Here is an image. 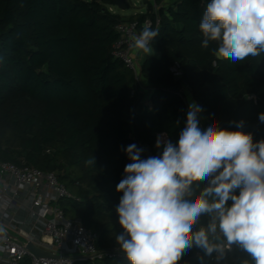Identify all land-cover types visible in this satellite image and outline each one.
<instances>
[{"label":"trees","instance_id":"trees-1","mask_svg":"<svg viewBox=\"0 0 264 264\" xmlns=\"http://www.w3.org/2000/svg\"><path fill=\"white\" fill-rule=\"evenodd\" d=\"M117 1L0 0V160L56 173L80 198L61 202L65 215L97 232L100 250L118 248L122 231L115 210L129 163L122 147L136 143L157 155L158 134L178 140L188 97L203 107V126L215 120L235 130L242 120L254 140L264 139V58L236 64L201 47L207 0H169L167 7L155 0L157 11L151 5L130 17L109 9ZM157 17L154 54L144 57L137 81L112 53L116 26L138 21L140 33ZM91 157L95 167L85 163ZM195 255L185 260L197 264Z\"/></svg>","mask_w":264,"mask_h":264},{"label":"clouds","instance_id":"clouds-1","mask_svg":"<svg viewBox=\"0 0 264 264\" xmlns=\"http://www.w3.org/2000/svg\"><path fill=\"white\" fill-rule=\"evenodd\" d=\"M199 30L201 47L217 60L259 63L264 0H207ZM158 36L145 25L131 48L151 56ZM203 111L190 102L178 140L157 135V155L145 157L136 143L122 147L129 163L116 186L115 243L127 264H191L192 253L197 264H264V139L254 140L242 120L235 130L215 120L205 127ZM85 163L95 167V158Z\"/></svg>","mask_w":264,"mask_h":264},{"label":"built area","instance_id":"built-area-1","mask_svg":"<svg viewBox=\"0 0 264 264\" xmlns=\"http://www.w3.org/2000/svg\"><path fill=\"white\" fill-rule=\"evenodd\" d=\"M145 25L157 28L160 19L147 18ZM140 26L138 21L119 23V39L112 52L133 71L137 81L141 53L134 52L131 44ZM171 71L176 79L182 75L178 65ZM142 147L145 157L154 155L149 147ZM64 200L80 198L56 173L0 160V224L6 226L7 237L0 240V264H77L122 257L118 248L100 250L99 234L86 228L80 219L68 218L61 206Z\"/></svg>","mask_w":264,"mask_h":264},{"label":"rangeland","instance_id":"rangeland-1","mask_svg":"<svg viewBox=\"0 0 264 264\" xmlns=\"http://www.w3.org/2000/svg\"><path fill=\"white\" fill-rule=\"evenodd\" d=\"M155 0H126L127 4H128V8H126L125 10H121L119 9L117 6H113V7H109V9L114 12V13H118L127 17L136 15V14H141L144 13L146 11V9L152 5L153 9L157 11L158 7L155 6L154 4ZM148 5V6H147ZM161 6L167 7L168 6V2L167 0H165ZM145 55L141 54L137 60V66L138 68L141 67V63L144 59ZM187 92V91H186ZM188 94V92H187ZM188 103H190L191 101H193V99L188 97ZM201 117L203 118V122L206 123L204 121V117L201 115Z\"/></svg>","mask_w":264,"mask_h":264},{"label":"water","instance_id":"water-1","mask_svg":"<svg viewBox=\"0 0 264 264\" xmlns=\"http://www.w3.org/2000/svg\"><path fill=\"white\" fill-rule=\"evenodd\" d=\"M116 6H117L119 9H121V10H125V9H126V5H125V3H124L123 0H118V1L116 2Z\"/></svg>","mask_w":264,"mask_h":264},{"label":"crops","instance_id":"crops-1","mask_svg":"<svg viewBox=\"0 0 264 264\" xmlns=\"http://www.w3.org/2000/svg\"><path fill=\"white\" fill-rule=\"evenodd\" d=\"M167 2H169V0H167ZM147 6H148V5H147ZM155 6H157V5H155ZM160 7H161V6H160ZM147 10H148V8L146 9V11H147ZM146 11H145V12H146ZM145 12H144V13H145ZM120 15H121V14H120ZM122 16H124V15H122ZM126 17H127V16H126ZM191 99H192V98H191ZM191 102H192V101H191Z\"/></svg>","mask_w":264,"mask_h":264}]
</instances>
